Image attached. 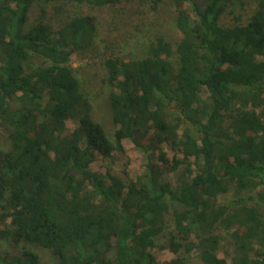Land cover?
Wrapping results in <instances>:
<instances>
[{
    "label": "trees",
    "instance_id": "16d2710c",
    "mask_svg": "<svg viewBox=\"0 0 264 264\" xmlns=\"http://www.w3.org/2000/svg\"><path fill=\"white\" fill-rule=\"evenodd\" d=\"M134 1L0 0V241L55 264H264V0L230 24L246 0H139L149 15L168 3L181 38L155 36L129 60L99 50L96 16L63 20L66 6ZM73 56L104 70L111 137ZM124 141L142 174L94 172ZM0 264L42 263L21 248L0 249Z\"/></svg>",
    "mask_w": 264,
    "mask_h": 264
},
{
    "label": "rangeland",
    "instance_id": "374dc122",
    "mask_svg": "<svg viewBox=\"0 0 264 264\" xmlns=\"http://www.w3.org/2000/svg\"><path fill=\"white\" fill-rule=\"evenodd\" d=\"M256 7V0H246L244 8L239 5L227 10L223 24H230L233 17L241 16L244 20L251 16ZM233 11L232 13H230ZM75 13L90 14L97 18V27L99 50L103 42L107 45H119L122 56L125 59H137L145 55L146 47L155 36L163 37L170 43H175L181 38L180 33L175 29L173 8L167 3L158 14H147L139 0L134 3L123 4L116 8H93L88 5L79 8L66 6L64 8L63 20L67 15ZM37 16V10L30 14L29 26H31ZM100 43V44H99ZM72 64L76 70V76L80 82L87 97L93 105V114L97 121L104 127L107 135L111 137L114 127L111 123L110 107L108 105L109 87L105 82L104 70L101 67L97 57L73 56ZM7 147V140L0 132V148L4 151ZM124 155H116L113 160L104 161L97 157L92 169L99 175H104L107 169H111L115 174L121 175L126 170L128 176L135 179L142 174L145 166V157L136 147L128 142H123ZM162 242V241H161ZM30 249L37 253L42 264H55V259L50 252L37 249L31 246L12 248L7 242L0 241V249L9 253H17L20 249ZM230 251V249H228ZM152 254L159 262L173 260L175 257L169 250L160 251L153 249ZM222 257V254H220ZM188 264H201L199 260L192 255Z\"/></svg>",
    "mask_w": 264,
    "mask_h": 264
}]
</instances>
